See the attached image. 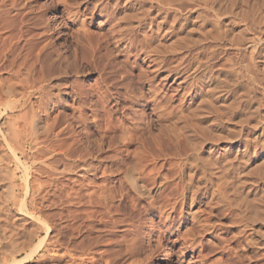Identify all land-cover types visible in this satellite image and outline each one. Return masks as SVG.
<instances>
[{"label": "rangeland", "instance_id": "1", "mask_svg": "<svg viewBox=\"0 0 264 264\" xmlns=\"http://www.w3.org/2000/svg\"><path fill=\"white\" fill-rule=\"evenodd\" d=\"M152 1H144L145 6H141L142 9L138 11L131 4L119 15L126 22H139L140 39L150 42H144L139 49L145 47L146 51L125 52L127 43H119L117 46H122L118 52L114 41L113 45L108 46L110 49L104 50L106 47L100 46V52L94 59L93 48L98 47V38L106 35L110 28L106 26V18L84 14L82 20L92 34V46L79 38L78 24L74 19L78 12L85 10L84 0H20L29 6L26 21L32 29L22 46L25 41L42 39L37 51L42 48L53 51L62 62L72 66L84 64L83 69L75 71L71 79L65 80L68 85L61 93L64 96L62 99L66 96V105L59 108L57 113L62 112L70 117L78 107L68 88L70 85L85 91H97L115 83L113 80L105 82V76L117 82L122 75L142 76L138 88V95L144 99L141 106L133 107L129 98L118 107L120 113L116 117L122 114L128 119L134 117L128 113L139 110L136 115L141 114L145 119L144 124H139L143 129L140 128L144 134L142 139L154 151L150 154L141 150L144 160L141 161L143 166L139 172L143 174L141 178L147 181L145 185L152 190V199H140L138 195L130 193V200L125 205L123 203L124 206L120 204L121 196L129 191V187L123 189L122 183L126 181L124 172L131 169L130 165L137 164L134 158L139 151L130 148L129 152L124 153L123 162H120L121 156L108 151L106 146L103 152L97 149L98 152L94 149L99 141L98 136L87 140L88 134L82 123L76 122L73 130L76 132L59 136V140L68 138L69 141L64 145L68 148L73 145L72 136H76L83 141L79 144L80 151L81 156L86 157L83 160L75 158L79 163L73 169L70 167L72 159L60 162L56 166L58 173L55 172L56 175L50 179L59 178L62 182L56 183V188L52 186L47 190L57 195L72 194V199L68 202L59 199L40 200L36 205L29 203L27 211L20 210L19 201H0V264H3L1 258H9L15 252H18L17 262L25 258L27 252L47 236L44 225L50 226L51 230L42 247L33 261L20 264H232L233 260L238 264H264V253L259 250V244L264 242V223L261 220L244 230L239 228L240 223L231 224L223 219H214L209 223L214 229L208 233L194 221V217L200 218L208 212L207 198L200 190L207 191L206 195L210 197L211 191L207 188L210 184L214 188L227 186L228 196L232 195L236 202L248 201L254 209L250 210L254 211L250 212L251 216H256V209L260 208L256 206L262 205L260 201H264L263 92L260 88L256 100L246 103L249 97L247 84H238L232 66L238 55L250 63L253 53L257 63L253 70L264 86V0H166V4ZM124 4L122 2L121 7ZM151 4H154L152 11H155L149 15ZM133 15L137 18L133 19ZM216 18L221 23L212 24ZM4 73H0V76ZM126 83H121L119 88L124 89ZM153 92L158 96L157 102L153 101ZM99 96L95 94L91 97L84 111L90 123L94 122L95 114L92 111ZM206 100H211L214 107L201 108L202 104L206 106L203 103ZM192 112L199 114L194 116ZM55 115L48 118V125L52 124ZM192 116L199 121V126L193 123ZM107 119L111 121L113 118ZM13 122V119H0V131H9ZM68 122L57 131L63 127L65 129L70 124ZM149 122L151 132H144ZM174 126L181 137L182 145L179 148L176 147L178 138L173 135ZM3 133L2 136L6 137ZM169 133L172 134L171 140L167 137ZM156 142L160 145L166 143L164 147L161 145V151V146L157 147ZM4 143L5 139H0V156ZM25 150L29 153L30 147ZM65 161L68 162L66 165ZM85 162H93L95 171H87ZM6 163V169L0 167L1 175L10 179L16 173V184H21L23 166L17 165L15 161ZM36 163L41 165L39 160ZM181 164L187 166L184 167L185 173L181 172ZM65 166L69 171L63 170ZM160 174L167 175L172 183L167 189L159 190L160 184L157 183L161 181ZM107 177L114 181L111 186L116 188H113L114 203L118 208L109 209L97 204L99 198H96L102 194L101 188L107 184ZM188 177L193 180L188 195L198 198L190 208L184 201L187 195L181 196V187H184ZM9 179L2 184L8 185ZM17 189L18 194L21 189ZM33 207L39 210L34 217L31 216L35 213ZM186 210L193 215L188 220L184 219L188 213ZM117 218L119 222L113 226ZM262 219L264 222V216ZM163 249L170 254L169 261L164 260ZM229 253L234 259H229ZM14 261L12 259L11 263Z\"/></svg>", "mask_w": 264, "mask_h": 264}, {"label": "bare ground", "instance_id": "2", "mask_svg": "<svg viewBox=\"0 0 264 264\" xmlns=\"http://www.w3.org/2000/svg\"><path fill=\"white\" fill-rule=\"evenodd\" d=\"M84 1L85 2L83 6H86L85 10L83 12L81 11L78 12V14L75 16V19H74V22H77L78 24L77 35H79V38L83 42L87 43L89 46H92L91 45L92 43L91 35L92 34L89 33V30L87 28V25L85 24V21L82 20V15L84 14L89 13V14H92V16L94 17L106 18V26L110 28L107 31L108 33H106V35H103L102 37L98 38V42H97L98 47L93 48L94 59L96 58L97 53L99 54L100 52V49H101L100 46L104 45L103 47L104 48L106 47L104 50H107V48H109L108 46L109 45L111 46V44L114 41H115L114 45L116 46L119 43H122V44L127 43L124 49L125 52L130 53L133 51H137V52L142 51V50L143 52L146 51L145 47H143L142 49H139V47L144 42H146L147 44L150 43L149 40L140 39L138 32H139V29L141 28V25L140 26L138 25L139 22H135V21L133 23L126 22V19L119 18V15L123 11H125L131 4L134 5L133 7L137 8V11L138 9H142L141 6L144 7L146 3L144 1H147V0H143V1L131 0L129 2H127V0H84ZM154 1L156 2V0ZM122 2H125L126 4V5L124 4L125 6L123 7H121ZM152 2L153 1L151 0L150 3ZM166 2H167L166 0H158V3H161V4L162 3L166 4ZM204 4L207 5L205 2ZM151 6H152L151 12L149 15L153 14V12L155 11V10L152 11L153 7H155L154 4H151ZM27 9H29V6L24 3H21L20 0H0V73H2L3 71L5 72L4 74L0 76V79L3 76L5 77L4 80L3 79L0 80V119H4V120L6 119L7 121H11L12 119L14 120V122L11 124L12 125L11 129L9 128L8 129L9 131H7L8 133L7 132L3 133L0 131L1 136H2V133L7 135L6 137L4 135L2 136V138H0V139H5V143L3 147L4 150L2 151V154L0 156V167L2 166L6 167V165H8V163L6 162L14 163L15 161L17 165L23 166V169H24L23 175L21 177L22 183L18 185L16 184L17 183V180L15 178L16 173H13L9 179L8 176L1 175L2 171L0 172V184H1L0 189H2V192L0 193V201L2 202L3 201L4 202L19 201L21 204L20 210L27 211V205L29 203H31L32 205H36V203L40 200L49 201L52 199L54 200L59 199L60 201L61 200L69 201L70 199H72L71 198L72 194L71 195L70 194L69 195H63V194L57 195L47 190L48 188H51L52 186H55L56 188L57 185L55 184L62 182L61 179L59 178L54 179V180L50 179L52 178V176L56 175L55 172L58 171L57 169L58 167L56 168V166L60 162L66 159H70V160L72 159L70 167L73 169V168H76V166L79 163L77 162L78 160L76 161L75 158L79 159L80 157V160H83L84 157H86V155L82 157L81 156L82 153L80 151L81 146L79 144L80 143L82 144L83 141H81L80 139L78 140L76 136L75 137L72 136L73 140L72 139L71 140L73 143L72 142L71 143L73 145L72 147L70 146L68 148L64 147L68 138L64 140H59V136L67 135V133H70V132H74V133L76 132V131H73L74 124L76 122H80V124L82 123L84 130L88 134L87 140H89L90 137L92 136H96V135L98 136L99 141H98V144L94 145L95 150L98 149L100 152H103L104 151L103 147L105 148L106 146V149L108 151L115 152L116 155L118 154L119 156H121L122 161L120 162H123L124 157H125L124 153L129 152L128 150H130V148L134 147L135 151L136 150L139 151V153L137 151L138 154L135 156L136 158H134L137 164H134L133 166L130 165L131 169H128L126 172H124V180L126 179L125 181L126 183L123 181L122 183L123 189H126L129 187L128 188L129 191L128 192L126 191L127 194L125 193L121 196L122 199L121 201H119L120 204L123 205L124 203L125 205V203H127V201L130 200L131 198L129 197L130 193H133V195L134 194L138 195L140 199L141 198H144V199L147 198L148 200L152 199V190L145 185L147 181L145 182L143 178H141L143 174L139 172L140 167L143 166L141 161L144 160L143 154H141L142 153L141 150L143 149V151H147V153L154 151L148 145L149 143H147L145 139H142L144 134H142L143 129L139 127V124L140 122L143 123L145 119L141 116L140 114L141 112L139 113L140 116L136 115V113L138 114L139 110L138 111L134 110L128 113L129 115L134 116V117H128V119L124 115L122 116V114H121V117H116V115L120 113V109L118 107L122 103L126 102L127 99L129 100V98H131V103L133 107L138 106L142 102V100H144L142 96L138 95L139 90H140L138 89L140 85L139 81L141 80L142 76L141 75H136V76L135 75L134 76L133 75L123 76L122 75L121 78H119L121 79L119 82H117L116 79L114 78L111 79L105 76L106 77L104 79L105 82L113 80L115 81V83H112L113 85L112 86L109 85V87H107L108 85H105V87H102L98 89L97 91H92V90L85 91L84 89L76 88V87L74 88L73 85H70L68 88L71 89V94L75 97V105L78 107L74 109V113L70 117L63 115L62 112L57 113L59 108H64L66 105L65 103L66 96L65 98L62 99V97L64 96L61 93L65 89V86L67 84L65 80H68V78L71 79V76L75 74V71L79 72L80 71L79 69H83L84 64H79V66L77 65L78 67L72 66L70 64H66L65 62H62L61 58L58 55H55L53 51L49 52L45 50V48H42L40 49V51H37L38 46L42 42V39L25 41V45L22 46V42L26 40V37L30 35V32L32 30L31 28H29V24L26 21L29 15V12L26 13ZM134 15L132 16V18L134 17ZM136 15H138L137 12H136ZM134 18H137V17H134ZM216 22H219L218 18H216L215 21L213 20L212 24L213 23L215 24ZM219 23H221V21ZM5 30H8V31L5 33H2ZM121 46L122 45L117 46V48L115 49L118 51ZM237 47L238 49L240 48L239 46ZM251 55L252 56L250 58V63H246L244 59H242V57L239 55L237 59L234 62H232L233 75L238 77V84L239 85L240 84L243 85L244 83L247 84L248 89L246 92H248L247 94H249V97L246 100V103L248 104L254 101L255 97L257 96V91L260 88L262 89L261 90L263 92L262 97L264 99V86H262V83H260L259 75L255 73V70H253L254 68L257 67V63L255 62V58L253 57V53H251ZM6 71H8V73H6ZM106 71L108 72V70ZM239 81H244V82H239ZM121 83H126L125 85L123 84L125 86L124 89L119 88ZM54 92H58V94L55 95ZM95 94H99L100 96H99L98 101L95 103L94 111H92L95 114V115L93 114L95 116L93 117L94 122L90 123L85 117L84 111H86V108H88V105H87L88 100L91 97H93ZM156 96L157 94L153 92L152 97L154 99L153 100L154 102L158 101V96L157 97ZM203 103L206 106H202L203 105L202 104L201 108L203 107L213 108L214 107V104L212 103L211 100L209 101L206 100ZM141 109L143 108L141 107ZM167 110L168 108L165 111ZM55 113L56 115L52 118L53 119L52 124L48 125L47 124L49 122L48 118L53 116ZM192 113L194 116H197L199 114L197 112H192ZM169 117H167L168 121L171 118ZM107 118H113L115 121L113 119H111V121H108ZM195 118L196 117L192 116L193 123L196 126H199L200 123ZM67 121H69L70 124L65 129L63 127L62 130L57 131L60 129V127L63 124L67 123ZM43 123H45L44 126H43ZM102 126H104V129H102ZM150 126H151V123L149 122V127H145V129L147 130L144 132H147L148 130H150L149 132H151V129H149ZM140 128L142 130H140ZM175 128L176 126H174L173 128L174 130L173 135L175 136V138H178L177 140L178 146L176 145V147L179 148L182 145V142L180 140L181 138L180 133L176 132ZM194 128L196 127L194 126ZM169 134L167 135V137L169 140H171L170 136L172 134L171 133ZM165 144L166 143L163 142L164 146ZM155 145L158 147V146H161L162 144L160 145V143L156 142ZM162 146L159 147L160 151L162 149ZM26 147L27 148L30 147L29 153L26 152L25 150ZM23 159L25 160L23 161ZM38 160L41 161V165L36 163ZM30 162H32L31 165H30ZM64 163L66 165L68 162L66 163L65 161ZM42 165H45L47 167H43ZM186 165L181 164V172L185 173L184 167H187ZM85 166L86 168H88L87 171L90 169L91 171L93 170L95 171L96 169L93 162H89V163L85 162ZM63 170L69 171V169H67L66 166L65 168H63ZM138 172L140 175L139 174L135 175ZM45 175H47L46 176L47 178L44 179L43 176ZM7 179H9L8 181L9 184L8 185L2 184ZM110 179H111L110 177H107V180H105L107 184L106 185L104 184L105 186H102L101 188V190H103L102 194L100 195V197H97L96 199L99 198V201L97 200L98 202L97 204H101V206H104L105 208L108 207L109 209L110 208L113 209L115 207L116 208L118 207L115 206V203H114V197H115L114 190L116 188L111 186L114 183V181L112 182L110 181ZM159 179L161 180L159 183H157V184H160L159 190L165 187L167 189L172 184L169 181V178L167 177V175L160 174ZM150 182L151 181H149V183ZM154 182L156 184L155 180ZM192 182L193 180L188 177L184 187L183 186L181 187L183 188L181 196L187 195L184 201H186L185 204L189 208L192 207L194 203L196 204L197 199H198L194 195H188L191 192ZM224 186H220L216 188L211 187V184L207 186V188L211 191L210 197H207L206 195L207 191L205 192V190H200V192L203 191V196L207 198L208 212H206L204 216H201L200 218H198V216L194 217V221H197V223L201 225V227L199 228H201L205 232L207 231L211 232V230L214 229V227L209 225V223L211 224L210 221L214 219H223V220L231 222V224L240 223L241 226L239 228H244V230L249 229L250 228L249 226H251L253 223L257 221L261 220V222L264 223L262 221L263 220L262 217L264 216V208H263L264 206L262 205L264 201H260L261 203L263 202L262 205L256 206L257 208L260 207L258 209L255 208L257 210L256 216L255 214L251 216L252 214L250 212L254 213V211H250V210H254L252 208L253 205L251 206L248 203V201L244 202L245 200L236 202V200L233 198L232 195H231L232 198L228 196L229 188L227 186L226 187ZM17 187L21 189V192L18 194L16 192L18 190ZM123 189L122 191H124ZM236 192H237V189L235 188L234 190L235 195H236ZM189 201H191V204L190 203L188 204ZM260 202H258V205ZM32 211L35 212L32 214L30 213L31 216L33 217L35 216L36 213H39V210L37 209V207L36 208L33 207ZM191 216L193 215L188 212L187 215L184 217V219L188 220V218ZM117 220L119 219L117 218L115 222L113 221L112 223L113 226L118 224L119 221L117 222ZM43 224H46V223H43ZM44 226H45L46 234L48 236L51 230V227L48 225H44ZM46 237H44L43 240H40L39 245H36L34 249L30 250V252L26 251L27 252L26 257L23 258L22 260L18 262L16 261L17 260L16 254H18V252H15L10 255L9 257L10 259L5 258V257L1 258L2 263L3 264H20L24 261L26 262H30L31 260L33 261L35 254H37L38 249L42 247L41 245L44 243ZM246 239L248 238L246 237ZM259 247H260L259 249L260 252L264 253V242H261L259 244ZM229 255H230L229 259L233 258L232 254L229 253ZM163 256H164L165 261L167 260L169 261L171 259L170 254L168 253L166 249H163ZM262 257L264 258L263 254H262ZM12 259L15 260L13 263H11ZM233 262L234 264H238L237 262H235V260H233Z\"/></svg>", "mask_w": 264, "mask_h": 264}]
</instances>
